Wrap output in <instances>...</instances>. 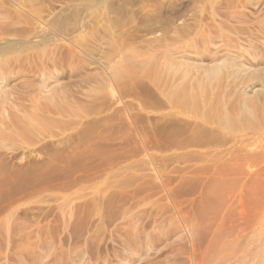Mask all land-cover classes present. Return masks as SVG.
<instances>
[{
	"label": "rangeland",
	"instance_id": "1",
	"mask_svg": "<svg viewBox=\"0 0 264 264\" xmlns=\"http://www.w3.org/2000/svg\"><path fill=\"white\" fill-rule=\"evenodd\" d=\"M206 110L222 136L162 150L160 116ZM231 137L263 149L264 0H0V264H209L211 232L264 230L241 188L210 207Z\"/></svg>",
	"mask_w": 264,
	"mask_h": 264
},
{
	"label": "bare ground",
	"instance_id": "2",
	"mask_svg": "<svg viewBox=\"0 0 264 264\" xmlns=\"http://www.w3.org/2000/svg\"><path fill=\"white\" fill-rule=\"evenodd\" d=\"M228 60V59H227ZM224 62H226V61H224ZM220 63V62H219ZM173 64V63H172ZM228 64V63H227ZM165 65H166V63H165ZM164 65V66H165ZM214 65V64H213ZM212 65V68H211V71H210V69H209V75L211 76V74H212V78H213V74L216 72V70L218 71V73H219V66L218 65H214L213 66ZM225 65V64H224ZM175 66V65H174ZM207 67H209V66H207ZM221 67V66H220ZM176 68H179V67H176ZM176 68H174V70L176 69ZM200 68V67H199ZM202 68H203V66H202ZM227 68V67H226ZM204 69V68H203ZM206 69H208V68H206ZM221 69H222V67H221ZM220 69V70H221ZM234 69V68H233ZM200 70V69H199ZM202 70V69H201ZM205 70V69H204ZM176 71H178V69L176 70ZM186 71V73H184V74H186V76H189V73L190 72H188V75H187V70H185ZM191 71V70H190ZM237 73H243L244 72V69H241L240 67L238 68V70H235ZM204 71H202V73H203ZM177 73V72H176ZM196 74H198V73H196ZM196 74L194 75V76H196ZM207 74V73H206ZM220 74H221V72H220ZM173 75H175V74H173ZM172 75V76H173ZM180 75V74H179ZM171 76V77H172ZM181 76V75H180ZM184 76V75H183ZM185 76V77H186ZM192 76V75H191ZM202 76H203V74H202ZM205 76V75H204ZM220 76H222V75H220ZM177 77V76H176ZM214 77H216V76H214ZM224 77V76H223ZM170 78V77H169ZM181 78V77H180ZM199 78H202V77H199ZM207 78L209 79V77H208V74H207ZM206 78V79H207ZM212 78H210V79H212ZM221 78V77H220ZM173 79V78H172ZM179 79V78H178ZM189 79V78H188ZM187 79V80H188ZM191 80H192V78H190ZM205 79V80H206ZM219 79V78H218ZM166 79H164V81H165ZM177 80V79H176ZM183 80H185V79H183ZM201 80V79H200ZM215 80V79H214ZM213 80V81H214ZM223 80V82H225L224 81V79H222ZM229 80H230V78H229ZM229 80H227V82H229L230 83V81ZM186 81V80H185ZM189 81V80H188ZM187 81V82H188ZM195 81H196V79H195ZM194 81V82H195ZM201 81H204V79L203 80H201ZM189 82H191V84H192V81H189ZM198 82H199V80H198ZM206 82V81H205ZM208 82V81H207ZM221 82V81H220ZM219 82V83H220ZM164 83V82H163ZM166 83V82H165ZM172 83H173V81H172ZM172 83H170V85L172 84ZM196 83V82H195ZM194 83V84H195ZM209 83V82H208ZM207 83V84H208ZM211 83V82H210ZM214 83H215V81H214ZM174 84V83H173ZM189 85V86H192V85ZM216 84V83H215ZM163 85V84H162ZM165 85V84H164ZM164 85H163V88H164ZM177 85V84H176ZM198 85V84H197ZM201 85H203V82H202V84ZM200 85V86H201ZM212 85V84H211ZM210 85V86H211ZM214 85V84H213ZM217 85V84H216ZM218 85H220V84H218ZM223 85V84H222ZM222 85H221V87H219V89L221 90V92H224V91H222L223 89H222ZM235 85V84H234ZM173 86V85H172ZM184 86V85H183ZM185 86H186V84H185ZM193 86H195V85H193ZM199 86V85H198ZM203 86H205V83H204V85ZM231 86H233L232 84H231ZM252 86V85H251ZM176 87V86H175ZM180 87H182V85L180 86ZM209 86H207V88H208ZM212 87V86H211ZM211 87H209V88H211ZM214 87V86H213ZM211 88V89H213L214 90V88ZM218 87V86H217ZM227 87H228V84H227ZM250 87V86H249ZM172 88V87H171ZM171 88H170V90H171ZM174 88V87H173ZM172 88V90H174L173 92H175L176 90L175 89H173ZM178 88V87H177ZM186 88V87H185ZM191 88V87H190ZM209 88H208V90H209ZM215 88H216V86H215ZM225 88H226V86H225ZM229 88V87H228ZM211 89L209 90L210 91V93H211V96H212V92H211ZM217 89V88H216ZM248 89V88H247ZM170 90H168L169 92H170ZM178 90V89H177ZM181 90L183 91V90H185V89H183V88H181ZM180 90V91H181ZM206 91H207V89H205ZM220 90H219V92H220ZM227 90V89H226ZM229 90V89H228ZM230 90H231V88H230ZM245 90V89H244ZM252 90V89H251ZM181 91V92H182ZM187 91V90H186ZM200 91V90H199ZM205 91V92H206ZM246 91V90H245ZM253 91H254V89H253ZM252 91V92H253ZM163 92H164V90H163ZM172 92V93H173ZM177 92V91H176ZM185 92V91H184ZM183 92V93H184ZM191 92H192V90H191ZM197 93H198V91H196ZM240 92H242L241 90H240ZM166 93H167V91H166ZM182 93V94H183ZM197 93H195V95L197 94ZM208 93V92H207ZM206 93V94H207ZM230 93V92H229ZM228 93V94H229ZM231 93H232V90H231ZM238 93V92H237ZM170 94H171V92H170ZM170 94H168V95H166V94H164V95H166V97L164 98V104L165 105H167L168 107L169 106H171V105H173L174 104V102H178V100L177 101H175V96L174 95H170ZM174 94H176V93H174ZM199 94H201V93H199ZM217 94V93H216ZM216 94H214V95H216ZM204 95V94H203ZM202 95V96H203ZM224 95V94H223ZM227 95V94H226ZM222 96V97H227V96ZM230 96H231V94H229ZM237 95H240V94H237ZM245 95V94H244ZM244 95H242V100H243V96ZM186 96V95H185ZM189 96V95H188ZM204 96H206V95H204ZM203 96V97H204ZM246 96V98H247V95H245ZM180 97H182V96H179V97H177L178 99L180 98ZM193 96H190V98H192ZM200 97V96H199ZM203 97H201L202 99H206L205 97L203 98ZM219 97V96H218ZM183 98V100H184V97H182ZM210 98H212V97H210ZM217 98V97H216ZM181 99V98H180ZM201 99V100H202ZM208 99V98H207ZM214 99H215V97H214ZM214 99L212 98L211 100H212V102L214 101ZM220 100H221V97L219 98ZM227 100H225V103H226V101H229L228 100V98H226ZM194 100V99H193ZM193 100L191 101V100H185V101H191V103L193 102ZM196 100V99H195ZM218 100V99H217ZM247 100V99H246ZM246 100H243L244 102L246 101ZM221 101H222V103H221ZM220 101V104H222L223 105V100H221ZM180 102V101H179ZM182 102V101H181ZM202 102V101H201ZM215 102V101H214ZM213 102V103H214ZM219 102V101H218ZM190 103V104H191ZM211 103V102H210ZM224 103V104H225ZM228 103V102H227ZM185 104H187V102L185 103ZM189 103L187 104V105H190ZM193 104V103H192ZM198 104V105H197ZM204 104V103H203ZM206 104H207V102H206ZM220 104H216L218 107H219V105ZM247 104V103H246ZM244 105L245 106V108L243 109L244 110V113L243 112H241V117H239V119H237L236 118V116H235V118H233L232 117V115L230 114L229 115V113L228 112H226L227 114H225V113H223L222 115H224L223 116V120L222 119H219V121H217V118L216 119H214V120H216L217 121V123L216 124H219L218 122H220V120L221 121H223V122H225V123H223L225 126H226V128H227V126H229V125H233L234 126V124L235 123H237V120H241V121H244V122H247L248 120H250V119H252L251 118V116L253 115V113H252V108L250 107V106H247V105ZM193 105H195V103L193 104ZM196 105L197 106H199V103H197L196 102ZM195 105V106H196ZM215 105V104H214ZM215 105V106H216ZM174 106V105H173ZM176 106H179V104L177 105V103H176ZM186 106V105H185ZM192 106V105H191ZM190 106V107H191ZM203 105H200V108L202 107ZM216 106V107H217ZM225 106H226V104H225ZM172 107V106H171ZM186 107H188V106H186ZM193 107V106H192ZM215 107V108H216ZM217 107V108H218ZM224 107V106H223ZM194 108H196V107H194ZM193 108V109H194ZM199 108V109H200ZM203 108H205L206 109V107L204 106ZM202 108V110H204ZM212 108H213V106H212ZM215 109V110H218V109ZM221 108H222V106H221ZM221 108H219V109H221ZM226 108V107H225ZM225 108H223V109H225ZM172 109V108H171ZM178 109V108H177ZM192 109V108H191ZM190 109V110H191ZM192 109V111H194ZM207 109H208V106H207ZM211 109V108H210ZM198 110V109H197ZM201 110V111H202ZM171 111V110H170ZM172 111H174V109L172 110ZM177 111V110H176ZM175 111V112H176ZM187 111H188V109H187ZM186 111V112H187ZM192 111H191V113H192ZM195 111H196V109H195ZM212 111H213V109H212ZM220 111H222V110H220ZM220 111H218V112H220ZM225 111V110H224ZM226 111H227V108H226ZM199 112V111H198ZM203 112V111H202ZM214 112V111H213ZM173 113V112H172ZM171 113V115H170V113H169V115H165V113H164V118H163V116H160L162 119V124H161V126H158V127H160V133H161V135H160V133H159V135L160 136H162V138H163V140H161V142L160 143H158V144H160V146L162 147V150L164 149H166L167 147V149H169V145H174V147H175V145L176 146H180V147H184V145L185 146H187V145H194V146H198L199 145V147H201V145H206V144H211L216 138L215 137H217L220 133V135L222 136L223 134V132L221 131V130H223V129H221V128H218V126L216 125V127L214 128L212 125H214L215 124V122H214V124H211V123H213L212 121H214L213 120V118L210 120V118L208 117V115H210V114H208L207 115V113H209V110H206V111H204V113H201V112H199V113H201L203 116V118H204V116L209 120V121H211V123H210V125H209V123H206V120H205V118L201 121H193V120H188L187 122L185 121L183 124H182V126H181V122L180 121H178L176 118H174V114H172ZM178 113V112H177ZM177 113H176V115H177ZM189 113V112H188ZM197 114V113H196ZM215 115H218V118L220 117L219 116V114L217 113H214ZM200 115V114H199ZM178 116V115H177ZM190 116V115H189ZM194 116H197V115H194ZM194 116H193V118H194ZM211 116V115H210ZM192 117V116H191ZM201 117V116H200ZM211 117H213V116H211ZM254 117V116H253ZM178 118V117H177ZM197 118V117H196ZM192 119V118H191ZM195 119V118H194ZM201 119V118H200ZM180 120H181V118H180ZM207 120V121H208ZM238 121V122H239ZM180 122V123H179ZM180 124V125H179ZM220 124H221V122H220ZM223 124L221 125V126H223ZM238 124V123H237ZM237 124H235V125H237ZM28 124H26V126H27ZM181 128H180V127ZM215 126V125H214ZM21 127H23V126H21ZM224 127V126H223ZM25 128H27V127H25ZM179 129L180 128V130L178 131V132H180L181 130H184V134H186V132H187V135L185 136L184 134V137L182 136V138L181 139H178L177 137H176V133H175V131H176V129ZM177 129V130H178ZM221 129V130H220ZM23 131H25L24 129H22ZM158 130H159V128H158ZM187 130V131H186ZM26 131H28V128H27V130ZM168 131H170V132H168ZM186 131V132H185ZM177 132V133H178ZM181 134V133H180ZM160 136H159V138H160ZM177 136H179V135H177ZM161 138V139H162ZM233 137H231V139H230V141H232L231 142V144H230V147H228L227 146V149H229V153L228 154H230L229 155V157H227L225 160H226V162H225V164H223L222 163V165L221 166H217V163H214V162H216V160L214 161V162H212L211 163V161H210V163H208V165L207 166H214L215 168H217V170L219 169V170H221L215 177H213V179L210 181L211 183H209L210 185H209V195H208V197H209V200H210V203H211V205H210V207L212 208V209H217V208H219V206L220 205H222L224 202H225V198H226V194L227 193H229V192H231V191H235L236 189H238V188H241V190H243V191H245V193L247 194V196L249 197V199L250 200H252V201H256V204L260 207V208H262L263 210H264V169H260V171H259V174H260V177L261 178H258L256 175H257V173H251V172H249V168H250V166L252 167V165L254 166L255 164H260V163H262V162H264V143L262 144V151H260V152H254V151H252V150H249V146H250V144L249 143H247V142H243V141H241V142H238L236 139H232ZM157 139V138H156ZM218 141V140H217ZM216 141V142H217ZM229 141V140H228ZM228 143V142H227ZM211 146V145H210ZM163 147H165V148H163ZM188 147V146H187ZM208 147V146H207ZM172 148V147H171ZM176 148H178V147H176ZM175 148V149H176ZM185 148V147H184ZM203 148V147H202ZM210 148V147H209ZM212 148V147H211ZM173 150H174V148H172ZM182 149V148H181ZM57 151H61L60 149H58ZM168 151V150H167ZM217 151V150H216ZM211 152V151H210ZM226 152V151H225ZM164 153V152H163ZM166 153V152H165ZM168 153V152H167ZM197 153V152H196ZM212 153V152H211ZM210 153V154H211ZM178 154V153H177ZM181 154V153H180ZM183 154V153H182ZM181 154V155H182ZM207 154V153H206ZM228 154H227V156H228ZM174 155H176V154H174ZM173 155V156H174ZM165 156V155H164ZM163 156V157H164ZM179 156V155H178ZM167 157H172V156H167ZM221 157V156H220ZM174 158V157H173ZM214 158V157H213ZM164 159V158H163ZM222 159V158H221ZM166 160V159H165ZM220 160V159H219ZM223 160V159H222ZM185 161V160H184ZM208 161H209V159H208ZM224 161V160H223ZM222 161V162H223ZM200 162V161H199ZM162 163V162H161ZM206 163V164H207ZM251 163H254V164H252L251 165ZM196 165V164H195ZM201 165V164H200ZM173 166V165H172ZM250 169H252V168H250ZM247 198V197H246ZM248 199V200H249ZM208 202V201H207ZM251 202V201H250ZM255 204V203H254ZM253 205V204H252ZM220 209V208H219ZM206 210V209H205ZM213 212V211H212ZM250 225H252V223L250 224ZM233 228V227H232ZM223 230V229H222ZM219 230V231H213V232H211V235H210V238H209V241H208V244L206 245L207 247H206V252L205 253H207V254H205L206 255V259H207V263H209V264H264V230H262V231H258V232H238V231H236V230ZM169 234V233H168ZM208 238V237H207ZM161 240V239H160ZM204 255V254H203ZM204 255V256H205ZM203 258V257H202ZM205 259V258H204ZM203 259V260H204ZM205 259V260H206ZM204 263V262H203Z\"/></svg>",
	"mask_w": 264,
	"mask_h": 264
}]
</instances>
